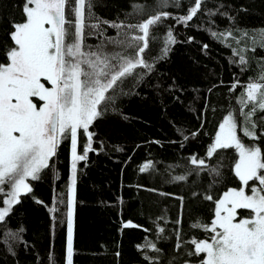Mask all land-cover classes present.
<instances>
[{
  "label": "trees",
  "instance_id": "16d2710c",
  "mask_svg": "<svg viewBox=\"0 0 264 264\" xmlns=\"http://www.w3.org/2000/svg\"><path fill=\"white\" fill-rule=\"evenodd\" d=\"M24 2L0 0V46L12 43L7 33L14 21L21 20ZM87 2L86 25L95 23V18L137 23L140 11L134 4L160 7L165 0H90L91 11ZM167 4L166 10L175 17L187 13L191 0L176 6L167 0ZM101 28L105 36L121 39L117 29ZM169 28L175 43H168L166 56L154 62L162 54ZM89 31L86 27L85 33ZM102 40L86 35L85 43L95 49ZM234 51L239 55H233ZM240 55L245 58L243 64ZM144 58L154 65L151 73L136 86L131 78L120 85L117 91L128 94L116 96L115 106L90 126L96 134L92 143L96 151L89 153L87 162L77 164L73 264H149L145 256L152 258V264H200L204 253H188L195 252L192 241L212 235L194 227L197 222L210 226L214 218L215 205L204 195L215 198L228 188L238 189L241 182L235 176L238 154L234 148L217 150L202 167L192 165L189 157L205 158L219 123L229 113L237 120L242 142L260 146L264 157V139L254 141L244 135L241 127L251 129V123L240 112L243 108L247 113L253 106L243 103L247 85L264 84V0H202L201 11L187 25L173 18L150 26ZM4 59L0 52V62ZM237 81L235 91H229ZM260 96L258 91L257 99ZM261 116L264 112L257 109L251 118L258 133L264 131L259 127ZM193 132L197 135L192 136ZM148 161L154 167L141 173L139 167ZM55 168L59 179L55 171L45 170L41 179L29 180L32 193L22 194V202L0 224V264H50L53 255L51 264H66L67 209L60 206L55 222L52 209L57 194H64L66 201L71 175L67 141L58 148ZM179 175L186 179L173 180ZM245 191L250 193V188ZM126 222L143 227L124 228ZM21 226L25 230L17 238L9 235Z\"/></svg>",
  "mask_w": 264,
  "mask_h": 264
},
{
  "label": "snow or ice",
  "instance_id": "6c2138e0",
  "mask_svg": "<svg viewBox=\"0 0 264 264\" xmlns=\"http://www.w3.org/2000/svg\"><path fill=\"white\" fill-rule=\"evenodd\" d=\"M172 3L176 6L181 0H172ZM85 6L86 0H25L21 20L14 21L7 33L12 43L0 46L5 57L4 62H0V224L12 214L14 206L22 202V194L32 193L27 181L41 179L45 170L55 171L59 179L55 158L61 144L69 142L71 175L66 201L64 194H57L52 209L53 222L61 205L67 209L64 214L66 264H73L77 164L87 162L89 153L96 151L92 147L96 134L90 131V126L108 107L115 106L116 96L128 94L117 91L120 85L131 78L136 86L153 70L154 65L144 58L149 48L150 26L173 18L177 24L187 25L201 11L202 0H191L187 13L175 17L166 10L167 0L160 7L134 4L133 7L140 11L137 23L95 18V23L86 25ZM87 7L91 11L90 0ZM101 25L117 29L121 39L105 36L106 30ZM86 27L91 31L85 33ZM86 35L103 37L102 43L92 49L85 43ZM212 36L217 38L218 34L212 32ZM167 37L161 56L154 58V62L166 56L168 43H175L172 28ZM107 45L113 48L108 50ZM233 55L239 53L234 51ZM240 63H245L243 55H240ZM138 68L144 71L137 72ZM238 84L239 81L233 83L229 91L234 92ZM258 91L261 92L259 99ZM246 95L245 107L250 102L253 106L247 113L243 108L240 112L251 123V129L241 127V130L254 141L264 139V131L258 133V125L251 119L257 109L264 112V84L249 83ZM259 119V127L264 128V116ZM237 126V120L229 113L219 123L205 158L189 157L192 165L202 167L217 150L234 148L239 156L234 170L241 187L228 188L215 198L211 194L204 195L205 200L215 205L214 218L210 226L197 222L194 227H201L212 235L207 240L192 241L195 252L188 253L190 256L204 253L200 264H264V157L260 146L242 142ZM195 135L197 133L193 132L192 136ZM188 138L184 136L185 140ZM153 167V162L148 161L139 171L144 173ZM185 179V175L173 177L175 181ZM246 188H250L251 194H246ZM238 210H248L249 215L238 219ZM123 227L143 226L126 222ZM24 230L21 226L15 233L9 231V235L17 238ZM155 251L159 253L160 250ZM52 259L54 255L50 257V264ZM145 259L152 264V258L145 256Z\"/></svg>",
  "mask_w": 264,
  "mask_h": 264
},
{
  "label": "rangeland",
  "instance_id": "374dc122",
  "mask_svg": "<svg viewBox=\"0 0 264 264\" xmlns=\"http://www.w3.org/2000/svg\"><path fill=\"white\" fill-rule=\"evenodd\" d=\"M237 154H238V153H237ZM238 159H239V156H238ZM27 182H29V181H27ZM247 194H251V193H247ZM4 198H7V197L5 196ZM241 212L243 213L244 216H248V215H249L248 210H242ZM238 213H239V212H238ZM238 216H240V215H238ZM244 216H243V217H244ZM240 217H241V216H240ZM204 255H205V254H204Z\"/></svg>",
  "mask_w": 264,
  "mask_h": 264
},
{
  "label": "flooded vegetation",
  "instance_id": "af4514ba",
  "mask_svg": "<svg viewBox=\"0 0 264 264\" xmlns=\"http://www.w3.org/2000/svg\"><path fill=\"white\" fill-rule=\"evenodd\" d=\"M240 218V216H238V219Z\"/></svg>",
  "mask_w": 264,
  "mask_h": 264
}]
</instances>
